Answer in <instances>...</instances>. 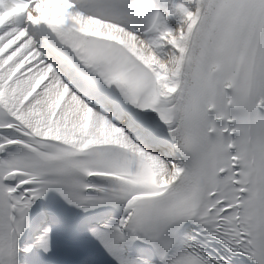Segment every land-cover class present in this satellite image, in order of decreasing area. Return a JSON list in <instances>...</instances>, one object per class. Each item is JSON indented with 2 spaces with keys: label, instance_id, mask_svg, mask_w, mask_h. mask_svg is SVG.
Listing matches in <instances>:
<instances>
[{
  "label": "snow or ice",
  "instance_id": "snow-or-ice-1",
  "mask_svg": "<svg viewBox=\"0 0 264 264\" xmlns=\"http://www.w3.org/2000/svg\"><path fill=\"white\" fill-rule=\"evenodd\" d=\"M264 264V0H0V264Z\"/></svg>",
  "mask_w": 264,
  "mask_h": 264
}]
</instances>
